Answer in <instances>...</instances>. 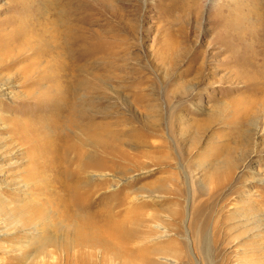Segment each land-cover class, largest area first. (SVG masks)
Returning <instances> with one entry per match:
<instances>
[{
  "label": "rangeland",
  "instance_id": "374dc122",
  "mask_svg": "<svg viewBox=\"0 0 264 264\" xmlns=\"http://www.w3.org/2000/svg\"><path fill=\"white\" fill-rule=\"evenodd\" d=\"M19 1L0 0V264H264V87L249 65L264 49V0H84L90 14L72 22L91 37L82 64L65 47L51 58L37 47L19 24V5L33 3ZM46 8L36 29L51 49L62 23ZM60 89L71 100L77 91L85 122L102 128V148H82L102 155L100 172L80 174L63 147L52 162L31 139L46 131L42 116L63 118ZM75 183L92 187L88 204L102 212V252L52 259L74 241Z\"/></svg>",
  "mask_w": 264,
  "mask_h": 264
},
{
  "label": "bare ground",
  "instance_id": "6f19581e",
  "mask_svg": "<svg viewBox=\"0 0 264 264\" xmlns=\"http://www.w3.org/2000/svg\"><path fill=\"white\" fill-rule=\"evenodd\" d=\"M63 2L59 3V4H52L50 2H44V1H40V0H36V1H32V0H24V1H19L17 4L19 5V3H33L32 6L30 7H26L24 5H19V8L18 10L22 11L21 12V21H19V24H21V28H24L28 31V35H31V36H35L33 37L35 43H36V46L37 47H40V45H42V47L44 48L43 50H46L47 53H50V58H51V54H54L52 53V50H55V49H60L61 47H65V49H63V54L66 58L72 60L73 62L72 63H77V62H85L89 59V56H90V53L88 52L87 49L90 48V35L88 34V32H86L85 30L84 31H81L79 29L72 26V22L74 21H80L82 20L84 17H86L88 14H90V7L88 5L85 4L84 0H62ZM17 2V1H16ZM17 5V6H18ZM46 5H48L49 7L52 8L53 11H55V18L58 16V19H59V22L62 23V25H59V29L56 31V38H57V41L59 43L56 44L55 46H53L51 49H49V46L47 45L46 42L43 41V38L46 37L45 36V33L46 32H43L40 28L39 29H36V27L38 26L39 27V20L36 19V15L38 13H42L45 12L46 15H47V8H46ZM51 10V11H52ZM50 13V12H49ZM48 16V15H47ZM51 16V15H50ZM36 17V18H35ZM39 18V17H38ZM47 19V18H46ZM45 19V20H46ZM85 19V18H84ZM52 20V19H50ZM49 21V20H47ZM53 21H57L56 19H53ZM77 21V22H78ZM43 22V21H42ZM49 23V22H48ZM51 23V22H50ZM46 24V23H45ZM53 25V24H52ZM51 25V26H52ZM57 25V24H56ZM18 27V23H14L13 25V28L14 29H17ZM37 27V28H38ZM58 27V26H57ZM43 28V26H42ZM49 28V27H48ZM45 29V28H44ZM50 29H53V28H50ZM48 29V30H50ZM81 29V28H80ZM55 30V29H54ZM5 31V29L3 30ZM51 31V30H50ZM53 31V30H52ZM6 32V31H5ZM35 32V33H34ZM1 33V32H0ZM32 33V34H31ZM34 33V34H33ZM51 33V32H49ZM8 34V33H7ZM1 35V34H0ZM4 36V35H2ZM30 36V37H31ZM7 37V36H6ZM55 37V36H54ZM4 39V38H2ZM49 39V38H48ZM51 41V40H50ZM53 41V40H52ZM56 41V42H57ZM55 42V41H54ZM53 42V43H54ZM52 43V44H53ZM4 47V46H3ZM48 48V49H46ZM58 49V50H59ZM1 50V48H0ZM42 50V51H43ZM37 51V50H36ZM253 51V50H252ZM6 53V52H5ZM4 53V54H5ZM38 54V52H36ZM34 53V54H36ZM46 53V54H47ZM56 53V51H55ZM61 53V52H60ZM59 54V53H58ZM57 54V56H58ZM42 55V54H41ZM55 55V54H54ZM54 55L52 58H54ZM5 56V55H4ZM35 56V55H34ZM40 56V55H39ZM252 56L254 59H250L249 61L251 63H249V65H251L250 67L253 69V71H255L256 73H258V79L260 81V83H263V87H264V49H258L257 52H253L252 53ZM45 57V56H44ZM56 57V56H55ZM62 57V56H60ZM37 58V56H36ZM56 59V58H55ZM59 59V57H58ZM50 60V59H48ZM57 60V59H56ZM60 60H62L60 58ZM58 60V62L60 61ZM53 61V60H52ZM50 62V61H49ZM57 62V61H56ZM80 62V63H81ZM60 63V62H59ZM63 63V62H62ZM71 63V64H72ZM79 63V64H80ZM54 64V63H53ZM52 64V65H53ZM78 64V65H79ZM82 64V63H81ZM51 65V67H53ZM57 65V64H56ZM67 65V64H66ZM73 65V64H72ZM50 66V65H49ZM58 66V65H57ZM84 66V64H83ZM83 66L80 65V67L82 68ZM63 67V65H62ZM61 67V68H62ZM71 66H68L67 69H69ZM77 67V66H76ZM48 68V67H47ZM56 68V67H55ZM64 69L66 67H63ZM52 69V68H51ZM59 69V68H57ZM73 69V72L72 74L74 75L75 74V78L74 79H79L78 76H76V71L77 69L75 67L72 68ZM71 69V70H72ZM53 70V69H52ZM63 70V69H62ZM79 70V69H78ZM52 72V71H50ZM66 72V70H65ZM68 72L70 73V71L68 70ZM78 73V71H77ZM52 74V73H50ZM60 74V73H59ZM65 73H63L64 75ZM48 75V74H46ZM70 75V74H69ZM65 76V75H64ZM81 76H85V75H82L81 73ZM47 77V76H46ZM45 77V78H46ZM68 77V76H67ZM71 77V76H69ZM53 78V77H52ZM56 78V76L54 77ZM53 78V79H54ZM49 79V78H48ZM47 79V80H48ZM61 79V78H60ZM66 79V78H64ZM55 80V79H54ZM59 80V79H58ZM75 80V81H76ZM80 80V79H79ZM82 82H81V89H87L91 83L89 81H84V79H81ZM51 81V80H50ZM61 81V80H60ZM63 81V80H62ZM61 81V82H62ZM77 82V81H76ZM52 83V82H50ZM75 83V82H73ZM78 83V82H77ZM63 84H65L63 82ZM61 85V83H60ZM73 85V84H72ZM49 86V85H48ZM64 86V85H63ZM6 87V86H5ZM52 87V86H51ZM65 87V86H64ZM62 87V88H64ZM76 87V86H75ZM49 88V87H48ZM57 88V87H56ZM66 88H67V85H66ZM64 88V89H66ZM72 88V87H70ZM69 88V89H70ZM50 89V88H49ZM53 89V88H52ZM55 89V87H54ZM53 89V90H54ZM47 90V89H46ZM56 90V89H55ZM61 90L58 92V94L60 96H58L60 98V101L59 102V111L64 113V116L63 118L61 119H57V117H61L62 114H56V115H53L52 119L49 120L50 121H45V118L44 116H42L41 118V121L43 124H45L44 126V129H46V131H42V132H39L37 134H33L32 137L30 135H27L26 134H21V135H24L22 136L23 137V140L22 142H26L27 140H29V138L31 137V139L35 140V139H38L40 140V142L38 141L37 142V149L40 148L41 150L46 148V152L47 155L50 157L51 161L52 162H56V159L58 160V158L60 157L61 155V152H62V149L63 150H67V149H71L75 151V154L77 155V158L79 160H77V162L80 161V164L79 166L81 168H79V172L80 174H89L90 172H92L91 170L95 171V172H100L102 171V159H100V157H97L96 159L91 158V153H90V156L87 155L85 156L84 154H82V152L84 151V149H82L86 144H89L90 146H95L97 144L100 145V148H102L101 144H102V128L100 126H93L91 123H87L85 122V120L88 119V116L85 114L84 112V108L82 105H79L77 102L74 101V99H76L78 96H77V91L74 95V99L71 100V99H65L63 98L64 95H62L61 93ZM2 91V90H0ZM51 91V90H50ZM69 91V90H68ZM65 90V92H68ZM72 91V90H71ZM70 91V92H71ZM80 91V90H78ZM47 91H45L46 93ZM53 92V91H52ZM73 92V91H72ZM81 92V91H80ZM250 92V91H249ZM55 93V92H53ZM57 94V95H58ZM74 94V93H72ZM83 94V93H82ZM42 95V94H41ZM46 95V94H44ZM52 95V94H51ZM50 95V96H51ZM66 95V94H65ZM43 96V95H42ZM47 96V95H46ZM63 96V97H62ZM71 96V95H70ZM82 96V95H81ZM45 97V96H44ZM53 97V96H52ZM57 97V98H58ZM50 98V97H49ZM58 98V99H59ZM72 98V97H71ZM65 99V100H64ZM86 99V98H85ZM49 100V99H48ZM43 101V100H42ZM78 101H80L78 99ZM55 102V101H54ZM82 102V101H81ZM239 100H237V103H236V106L238 104ZM44 103H46V101H44ZM42 103V104H44ZM48 104V103H47ZM50 104V102H49ZM57 104V103H56ZM45 105V104H44ZM52 105V104H50ZM55 105V103H54ZM239 105V104H238ZM47 106V105H45ZM81 106V107H80ZM235 106V107H236ZM42 107V106H41ZM40 107V109L42 110V108ZM54 107V106H53ZM44 108V107H43ZM49 108V107H48ZM50 109V108H49ZM46 110V109H45ZM55 110H56V105H55ZM56 110V111H58ZM244 113H246L248 111V109L245 107L243 109ZM47 112V111H46ZM55 112V111H54ZM50 113V111H49ZM53 113V112H52ZM42 114V113H41ZM54 114V113H53ZM45 115V114H44ZM48 115V113H47ZM50 115V114H49ZM48 115V116H49ZM54 116L56 118H54ZM48 118V117H47ZM37 120V119H36ZM90 120V119H89ZM247 120V119H246ZM82 122V123H81ZM37 123V121H36ZM87 123V124H86ZM93 123V121H92ZM99 123V122H98ZM97 123V124H98ZM42 124V125H43ZM32 125V124H31ZM35 125V124H34ZM42 125H39V126H42ZM47 126L51 127V128H46ZM78 126H81L79 128L80 130V133H79V136L77 138H75L74 134L72 135V137L70 136H62L60 135V133H62L63 130L65 129H68L67 131H69V133H75L76 129ZM38 127V126H37ZM34 128V127H33ZM39 128V127H38ZM37 128V129H38ZM76 128V129H74ZM31 129V127H30ZM40 129V128H39ZM20 131H22L21 129H19ZM32 130V129H31ZM78 130V131H79ZM258 130V129H257ZM29 131V130H28ZM38 131V130H37ZM36 131V132H37ZM59 131L58 134L55 135V133ZM259 131V130H258ZM23 133V132H22ZM68 133V132H67ZM78 135V134H77ZM42 137L44 138V140H42ZM43 141V142H42ZM245 143L247 144V146L249 145V143L247 141H245ZM36 146V145H35ZM61 147H63L61 149ZM64 147L66 149H64ZM34 149V148H33ZM99 149V148H98ZM41 150H40V153H41ZM83 150V151H82ZM44 151V150H43ZM86 151V150H85ZM37 152V151H36ZM35 152V154H36ZM73 152V151H72ZM95 152V151H93ZM92 152V153H93ZM99 152H102V149L101 151ZM43 153V152H42ZM41 153V154H42ZM38 154V153H37ZM95 154V153H94ZM66 155V154H65ZM42 156V155H41ZM70 156V155H69ZM73 156H75L73 154ZM97 156V155H96ZM95 156V157H96ZM39 157V156H37ZM68 158V157H67ZM70 159V158H69ZM44 160V159H43ZM60 160V159H59ZM63 160V159H62ZM74 160V159H72ZM72 160H70V162H72ZM33 161V160H32ZM37 161V160H36ZM45 161H47L45 159ZM49 161V160H48ZM61 162V161H60ZM69 162V161H68ZM69 162V163H70ZM49 163V162H48ZM51 163V162H50ZM49 163V164H50ZM67 163V161H66ZM73 163V162H72ZM52 164V163H51ZM64 164V163H63ZM71 164V163H70ZM69 164V166H70ZM76 164V163H75ZM47 165V164H46ZM53 165V164H52ZM51 165V166H52ZM58 165V164H57ZM224 165V164H223ZM223 165L221 168H223ZM55 166V164H54ZM62 166V165H61ZM77 166V165H76ZM63 167V166H62ZM234 167V163L231 162V161H227L225 163V171H226V177L227 175L231 172L232 168ZM38 168L39 170L44 173L45 172V169L44 167H42V165H38ZM66 168V167H65ZM75 168V166H74ZM54 169V168H53ZM77 169H78V166H77ZM59 170V169H58ZM66 170V169H65ZM75 170V169H73ZM224 170V169H223ZM50 171V169H49ZM57 171V169H56ZM63 172V171H62ZM61 172V173H62ZM70 172V171H69ZM54 173V172H53ZM60 174V173H59ZM71 174V173H70ZM69 174V175H70ZM41 175V174H40ZM46 175H48L46 173ZM67 175V173H66ZM76 175V174H75ZM87 176V175H86ZM50 177V176H49ZM55 177V176H54ZM66 177V176H64ZM97 177V176H96ZM63 178V176H62ZM90 178V177H89ZM42 179V178H41ZM58 179V178H56ZM66 179V178H65ZM71 179V178H70ZM87 177L83 176L81 177H78L76 178V180L78 181V183H84V182H87V181H84L86 180ZM46 180V179H45ZM68 180V179H67ZM61 181V180H59ZM84 181V182H82ZM65 182V181H64ZM69 182V181H68ZM67 182V183H68ZM39 183V182H38ZM43 183V182H42ZM60 183V182H59ZM67 183H62L63 185L62 186H65ZM72 184V183H71ZM85 184V183H84ZM58 186V185H57ZM88 186V185H87ZM56 187V186H55ZM60 187V186H58ZM70 190H72L74 193V206L77 208L75 213L79 215L80 218L77 219V221L79 220V222L77 223L76 225V232H75V237H74V241H71V240H68V242H64L61 244L60 247H57L53 250H51V253H49L50 257H52V259L55 258L56 255H61V254H58L57 251H61L63 253V257H65L66 259L68 258H76L77 257V250L78 248H86V249H90V250H93V249H96V248H100L98 249V252H102V212L101 211H93L91 206L88 204V193L91 192V188L88 189L90 190H86L84 189V186H80L79 184H73L71 186ZM68 187V188H69ZM86 187V186H85ZM95 187V186H94ZM63 188V187H62ZM98 188V187H97ZM95 189V188H94ZM100 189V188H99ZM98 189V190H99ZM61 190V189H60ZM66 190V189H65ZM83 190V192H82ZM96 190V189H95ZM96 192V191H95ZM92 193V192H91ZM53 194V193H52ZM55 194V193H54ZM61 194V193H60ZM90 195V194H89ZM53 196V195H52ZM92 196V195H90ZM54 197V196H53ZM64 198V197H63ZM101 198V197H100ZM67 199V198H65ZM92 199V198H91ZM55 200V199H54ZM90 200V199H89ZM95 200V199H94ZM59 201V200H58ZM92 201V200H91ZM90 201V202H91ZM102 201V200H101ZM100 201V202H101ZM95 202V201H94ZM52 204V202H51ZM58 204V203H56ZM91 204V203H90ZM96 204V203H95ZM99 204V203H98ZM102 204V203H101ZM97 205V204H96ZM59 206V204H58ZM69 206V205H68ZM60 207V206H59ZM69 208V207H68ZM102 209V208H101ZM99 210V208H98ZM73 214V212H72ZM68 216V215H67ZM111 226V225H110ZM109 226V227H110ZM118 226V224H113L112 225V230L115 232L114 234V238H121L122 235H120V230L119 227H118V230L116 229ZM120 227H121V224H120ZM123 228V227H122ZM122 233H123V230L121 229ZM125 232V231H124ZM116 233L119 235L116 236ZM126 236V235H124ZM121 240V239H119ZM118 240V241H119ZM116 241V240H115ZM50 242V241H49ZM103 242H106V241H103ZM106 247H108V245L105 243ZM59 249V250H58ZM116 251V250H115ZM60 252V253H61ZM119 254V253H118ZM117 255V253H116ZM120 255V254H119ZM62 256V255H61ZM67 259V260H68Z\"/></svg>",
  "mask_w": 264,
  "mask_h": 264
}]
</instances>
